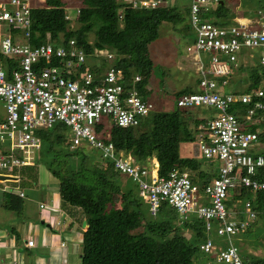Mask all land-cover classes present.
<instances>
[{
  "label": "built area",
  "instance_id": "1",
  "mask_svg": "<svg viewBox=\"0 0 264 264\" xmlns=\"http://www.w3.org/2000/svg\"><path fill=\"white\" fill-rule=\"evenodd\" d=\"M224 1L191 0L189 22L196 40L189 51L195 56L200 90L178 100L181 108H207L216 113L207 126H202L196 141L197 156L218 163L211 171L217 169V177L202 190L188 171L174 169L168 177H161L156 160L152 167L141 166L97 132L100 124L108 127L104 117L118 127L134 128L151 113L154 104L142 99L135 89L141 76H136L132 81L134 88L126 91L121 70L111 67L102 78L91 73L86 66L87 54L74 39L67 46L55 47L51 42L32 45L28 41L32 0H0V25L20 29L27 42L20 45L13 35L0 41L2 55L18 59L17 69L9 72L0 67V99L7 111V117L0 123V176L12 177L15 169L34 166L35 155L43 146L38 131L64 124L72 133L71 149L86 144L99 150L117 171L137 184L139 196L149 204L151 216L157 217L163 204H168L182 222L197 217L204 222L207 236L200 243L204 254L214 257L219 264H252L241 256L232 238L264 217V207L261 213L258 201L255 204L249 199L243 211L238 209L243 190L264 193V155L259 154L260 130L255 128L264 122V88L227 93L224 88L228 82L224 78L230 75L231 65H241L243 49L253 52L249 62L258 58L264 67V23L239 21L236 26L219 27L206 21L204 12ZM125 2L134 9H155L165 2L169 4L165 0ZM202 54L210 57L208 70ZM108 59L112 60L113 55L108 54ZM247 61L244 59L243 63ZM83 66L86 70L81 72ZM238 106L245 108L244 113ZM247 123L254 126H244ZM108 132L106 138H110ZM16 193L25 197L22 191ZM228 199L234 200L232 207L226 205ZM213 233L216 242L210 237ZM28 245L33 247L34 242L29 241Z\"/></svg>",
  "mask_w": 264,
  "mask_h": 264
},
{
  "label": "trees",
  "instance_id": "2",
  "mask_svg": "<svg viewBox=\"0 0 264 264\" xmlns=\"http://www.w3.org/2000/svg\"><path fill=\"white\" fill-rule=\"evenodd\" d=\"M237 2L224 1V4L204 12L203 17L218 26H229L238 18V13L234 11ZM261 8L264 9V6ZM66 10L63 0H46L43 6L34 4L29 43L39 46L51 42L59 47L67 46L74 39L87 58L100 60V64L93 67L86 64L97 77L102 78L108 69L115 67L123 72L125 90L129 91L134 88V78L141 76L135 89L146 101H149L147 94L153 91L149 88L154 70L150 48L158 40L162 25L177 28L183 24L186 29H191L190 22L185 25L191 13L190 0L164 3L155 9H134L125 0H82L80 8L70 17L80 25L75 30L70 28L73 20ZM11 30L15 34L21 32L20 29ZM92 33L95 34L93 42L89 40ZM108 54L113 55L112 60L108 59ZM256 56H259L258 53ZM4 57L0 50V59ZM256 65L235 68L229 84H248L244 88L248 93L255 88H264V67ZM86 66L80 71L84 72ZM6 67L9 72L17 69L18 59L7 58ZM234 67L231 65V68ZM236 72L239 73L237 76ZM193 92L186 89L177 93V108L172 112L161 111L154 105L138 127L121 128L111 120V127L100 124L97 132L105 135L109 131L110 138L104 135L102 138L113 143L117 150H124L141 166L157 160L161 177H168L174 169L188 171L194 183L200 184L204 190L217 173L204 170L203 164L196 158H184L181 150L183 143L194 144L197 141L192 128L199 133V127L207 126L209 121L195 118L191 109L178 106L182 96ZM255 128L260 130L258 141L264 155V122ZM38 136L43 145L41 152L44 149L47 153L54 152L55 162L49 163L48 170L60 183L63 207L79 208L86 218L88 230L83 234L81 264H201L204 260V264L213 263L210 261L212 257L200 250V243L205 237L202 220L192 217L183 223L177 211L168 204H163L157 217L151 216L149 204L143 202L137 186L128 185L129 180H125L124 184L113 163H109L107 168L99 167L98 163L93 168H87L86 154L82 149L74 152L70 147L68 152L60 150L61 145L68 144L66 125L59 123L52 129L38 131ZM76 156L79 159L76 164L67 161ZM59 158H63V163L56 161ZM39 161L41 159H37V163ZM5 192L3 206L17 213L22 212L24 200L10 191ZM243 193L246 194V191L243 190ZM257 196L262 213L264 193ZM253 231L254 225L243 234L249 235ZM253 244L256 249L264 248V234L254 239ZM245 260L252 264H264V257L253 256Z\"/></svg>",
  "mask_w": 264,
  "mask_h": 264
},
{
  "label": "rangeland",
  "instance_id": "3",
  "mask_svg": "<svg viewBox=\"0 0 264 264\" xmlns=\"http://www.w3.org/2000/svg\"><path fill=\"white\" fill-rule=\"evenodd\" d=\"M63 1L67 5L66 11L68 12L69 18H70L72 17V14H73L72 12H76L80 8L82 0H63ZM126 1L129 2L130 0H126ZM225 1L227 3L229 2V0H225ZM237 1L238 2L236 4V8L234 7V11L238 13V18H236V20L237 19H241V20H237L236 22L238 21L247 22L248 19H251V20L253 19L254 21H256L258 19L257 17L258 12H263L264 14V9L261 8V6H264V0H237ZM32 2H33V5L37 4L38 6H43L46 0H32ZM165 4L167 3L165 2ZM138 9H144V8H138ZM261 17H264V15H261ZM70 19L73 20L70 23V28L73 30L78 29L80 25L77 23L76 19L74 18H70ZM204 19H206L207 21H210L207 18H204ZM188 22L189 21H187L185 25H188ZM249 23L250 22L248 21L247 24ZM230 25H235V22L231 23ZM8 35H13L14 36L13 38L16 39L17 43L20 45H25L27 43L26 40L24 39V35H22V32H18V34H15L8 25H5V24L0 25V41ZM195 38L196 37L194 35V31L191 29L190 30L186 29V27L183 26V24L179 25L177 28H173V26L169 24H164L161 27L160 36L158 40L151 45L150 55H151L152 60L154 61V68H153L154 70L152 73L153 74L152 78L150 79V82H149V88L152 89L153 91L149 95L147 94L146 98L149 101H151L157 109L161 111H165V112H172L177 108L176 99H175V97H177V93L183 90H186V89H192L195 91L200 90L198 87V80L200 79V74H198L197 72L195 56L192 55L190 51H188V47L190 46V44H192L195 41ZM94 39H95V34L93 33L89 34V40L93 42ZM250 53L251 52L249 50H246V49L242 50V56H247ZM4 58L0 59V67L2 69L7 70L6 59L9 58V56H5ZM202 60L205 62V70H208L209 64H210V57H208L207 54H202ZM99 61L97 58L88 57L87 66L93 67L94 65H98L100 64ZM249 63L251 65L258 64L259 60L257 58V59H254V62L250 61ZM240 66H242V64ZM256 66L257 65L255 66L252 65V67H256ZM238 74L239 73L236 72L235 76H237ZM247 85L248 84L235 85L231 83L230 86L224 88V91L225 92L243 91L245 90L244 88H247ZM240 110L241 112L244 113L245 108L240 107ZM191 113L195 116V118H199V119L210 120L216 117L215 116L216 113L214 114V111L210 112L208 111V109H191ZM6 117H7V111L5 108V103L4 101L0 99V123ZM103 122L106 123L107 126L111 127L110 123H112V121L110 120V118L104 117ZM244 126L252 127L254 125H252L251 123H247ZM201 128L203 127L202 126L199 127V131H200L199 133L195 132V128H192L195 136H198V137L200 136L201 130H202ZM100 134L104 135L103 133H100ZM71 135H72L71 130L68 128V139L69 140L70 138H72ZM196 147H197V142H195L194 144L183 143L182 148H181L182 156L184 158H188V157L196 158L203 164V167H204V165H206L208 161L200 156H197ZM59 148L60 150H63L64 152L69 151L68 144L67 146L61 145ZM81 149L83 150L82 152L86 154L87 164H85V166L87 168H93L95 163L96 164L98 163V166L101 168L108 167L110 162L103 158V156L101 155V152L93 149L91 146L86 145V144L82 146L80 150ZM120 152L122 153L124 151L121 150ZM259 154H261V151ZM35 158L41 159V161L38 162V166H37L38 168L37 170H39L40 176H41V185H39V188L36 187L37 189H26V191L31 196L34 192L41 193V190H43L42 193L44 194V192L48 190L49 187L46 186L47 183L42 180L45 178V174H47V172H50L48 170L49 163L55 162L54 152L47 153L45 149L42 152H38L35 155ZM77 158L78 157L76 156V158H72V161H70L69 159H67V161L70 163L73 162L76 164L79 161V159ZM56 161L59 163H63L62 162L63 158H59ZM153 164H155V160L150 161L149 167H152ZM210 171H212V169H210ZM120 177L122 178L121 180L124 184H126L125 180H129L128 185L132 187H135L137 185L131 179H128L125 176L121 175ZM54 180L57 181V179H54L53 177V181ZM29 182L33 183V181H29ZM57 183L60 185L59 182ZM38 189L40 191H38ZM15 191L20 192V190H15ZM17 195L19 196V194ZM257 195H258L257 193L246 191V194L242 195L241 198H238V199H242L241 202L238 203V209L240 211H243L244 203L249 199L254 201L256 204L257 203L256 200L258 199ZM233 203H234V200L232 201L230 199L226 200V205L228 207H232ZM27 204H31L29 203V197L25 200L24 208L26 207ZM145 206H148V205L145 204ZM33 207L35 208V213H39L37 209L38 207H35V205ZM47 209L50 210L49 207H47ZM189 234L190 236L193 235L191 231ZM263 234H264V217L262 216V217H259V219L255 222L253 233L249 235L243 234V233L238 234L237 236H234L232 238V242L234 245L238 247L240 254L244 257V259L252 258L253 256L264 257V248L256 249L253 246L254 239L259 238ZM210 237L213 239L214 242L217 241L216 235L214 233ZM206 239H207V236L203 238V241ZM210 261H213V263L211 264H219L216 262L214 257H212ZM0 262H2V264H16V261L12 259L11 255L3 257V259H1L0 257ZM204 263H206L205 260L201 262V264H204Z\"/></svg>",
  "mask_w": 264,
  "mask_h": 264
},
{
  "label": "crops",
  "instance_id": "4",
  "mask_svg": "<svg viewBox=\"0 0 264 264\" xmlns=\"http://www.w3.org/2000/svg\"><path fill=\"white\" fill-rule=\"evenodd\" d=\"M167 1L174 4L176 0ZM213 165L217 167L218 163L208 162L204 170L210 171ZM37 166L15 169L11 174L13 179L0 180V257L3 259L11 255L16 264H81L83 234L88 230L86 218L79 208L63 207L59 181H53L51 172H47L42 180L49 187L44 194L41 190V193L34 192L31 196L26 191L41 185ZM214 171L217 173V169ZM15 190L24 192V205L28 197L31 203L20 213L3 206L5 191L17 195ZM32 205L38 207L39 213H35ZM41 205H45V208H41ZM52 208L61 213H53ZM58 221L63 223L60 228ZM29 241L34 242L33 247L28 245ZM63 241L66 242L65 247H61Z\"/></svg>",
  "mask_w": 264,
  "mask_h": 264
},
{
  "label": "clouds",
  "instance_id": "5",
  "mask_svg": "<svg viewBox=\"0 0 264 264\" xmlns=\"http://www.w3.org/2000/svg\"><path fill=\"white\" fill-rule=\"evenodd\" d=\"M165 1H167V0H165ZM168 2V1H167ZM190 3H191V0H190ZM221 4H224V2H222ZM261 15H264L263 14V12H258V19L256 20V21H254L253 19L251 20V19H248L247 21H250L251 23H253V24H255V25H258V24H260L261 22L262 23H264V17H261ZM246 19V18H245ZM206 20V19H205ZM237 20H241V19H237ZM236 19L234 20V22H235V25H229V26H224V27H230V26H236V25H238V23H239V21L238 22H236L237 21ZM207 21V20H206ZM208 22H210V21H208ZM241 22H243V21H241ZM210 23H213V22H210ZM213 24H215V23H213ZM216 25V24H215ZM191 26V25H190ZM216 26H218V25H216ZM219 27H222V26H219ZM191 30H193V28H192V26H191ZM194 31V30H193ZM194 35H195V32H194ZM195 37H196V35H195ZM195 40H196V38H195ZM195 42V41H194ZM194 42L192 43V44H190V46L188 47V51H189V48H192L193 47V45H194ZM246 50H249L251 53H253L250 49H246ZM192 55H194L192 52H190ZM250 53V54H251ZM250 54L249 55H247V56H242V52H241V54H240V56H241V64H242V66L243 65H245V66H249V65H251L250 63H249V60H251V58L249 57L250 56ZM208 55V54H207ZM202 56V55H201ZM208 57H209V55H208ZM244 59H247L248 61L247 62H245V63H243V60ZM255 59H257V58H255ZM259 64V63H258ZM252 65H256V64H252ZM251 65V66H252ZM239 66H240V64H239ZM239 66H237V67H234V68H232L231 69V73H230V75L227 77V78H224L227 82H228V84H227V86L226 87H228V86H230V84H229V82H230V79H231V77H232V72L235 70V68H239ZM241 67V66H240ZM198 83H199V80H198ZM225 87V88H226ZM194 92H195V90H194ZM234 92H236V91H234ZM234 92H232V93H234ZM238 92V91H237ZM240 92V91H239ZM227 93H230V92H227ZM69 140V139H68ZM68 143V145H69V147H70V150L71 151H76V150H78V149H80L81 147H78V148H75V149H71V144H70V140L67 142ZM43 147V146H42ZM93 149H95V148H93ZM96 150V149H95ZM97 151H99V150H97ZM124 151V150H123ZM41 152V151H40ZM100 152V151H99ZM125 152V151H124ZM126 153V152H125ZM127 154V153H126ZM128 155V154H127ZM36 160H37V158H36ZM153 161V160H152ZM157 161V160H156ZM110 162V161H109ZM110 163H112V162H110ZM157 163H158V161H157ZM36 164H38L37 163V161H36ZM35 164V165H36ZM159 164V163H158ZM34 165V166H35ZM30 167V166H29ZM114 167H115V165H114ZM147 167H149V165H147ZM115 170H116V168H115ZM117 171V170H116ZM118 173H119V175L121 176L122 174L119 172V171H117ZM123 176V175H122ZM137 186V185H136ZM137 188H138V186H137ZM12 193V192H11ZM42 206V205H41ZM45 206V205H44ZM42 208V207H41ZM45 208V207H44ZM51 211L53 212V213H61L60 212V210H56L55 208H52L51 209ZM58 222H60L61 223V225L59 226L58 225ZM57 222V226L60 228V227H62V225H63V223H62V221H58ZM87 223V222H86ZM184 223V222H183ZM63 243H65V246H66V242H62L61 243V247H63L62 246V244ZM64 246V247H65ZM242 256V255H241ZM243 257V256H242ZM244 258V257H243Z\"/></svg>",
  "mask_w": 264,
  "mask_h": 264
},
{
  "label": "water",
  "instance_id": "6",
  "mask_svg": "<svg viewBox=\"0 0 264 264\" xmlns=\"http://www.w3.org/2000/svg\"><path fill=\"white\" fill-rule=\"evenodd\" d=\"M6 179H13L11 177H5V176H0V180H6ZM85 226H88L87 223H85Z\"/></svg>",
  "mask_w": 264,
  "mask_h": 264
}]
</instances>
